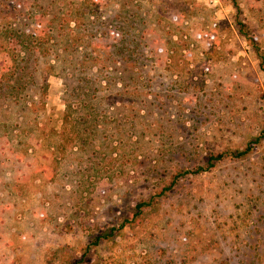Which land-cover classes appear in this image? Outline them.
I'll use <instances>...</instances> for the list:
<instances>
[{"label": "rangeland", "instance_id": "1", "mask_svg": "<svg viewBox=\"0 0 264 264\" xmlns=\"http://www.w3.org/2000/svg\"><path fill=\"white\" fill-rule=\"evenodd\" d=\"M85 2L0 0V264H264V0Z\"/></svg>", "mask_w": 264, "mask_h": 264}, {"label": "trees", "instance_id": "2", "mask_svg": "<svg viewBox=\"0 0 264 264\" xmlns=\"http://www.w3.org/2000/svg\"><path fill=\"white\" fill-rule=\"evenodd\" d=\"M83 1H86L85 3V9H88V13H89V16H92L94 15L92 12L94 11V7L89 4L88 0H83ZM91 5V6H90ZM24 7V6H22ZM34 7V6H33ZM35 12V11H34ZM69 17H67L68 19ZM49 23H52V21H49ZM43 25V22H37L35 24V26L33 28H29L27 30H19L18 28H15L14 26H7L6 25H3L5 26L4 28V34L6 37L5 40L6 42H8L9 44L11 45H14L15 42L13 41H16L17 42V45H15V47L17 46L18 47V50L20 51L21 48L24 49V51L26 52H32V53H35V51H38V48L40 49H43V45L44 43L43 42H34L33 40V37L34 35L37 37V36H40L41 37V33L43 34L42 31L39 32V29L42 27ZM239 30L242 34L251 37L250 39L253 40V36H250V33L248 32L247 30V26L246 24L242 23L239 21ZM18 37H19V40H18ZM126 41H132V40H129L128 38L125 39V41H122V42H126ZM129 43V42H128ZM37 44H39V46H36ZM21 47V48H20ZM120 50V53H122L121 51V48L119 49ZM124 53V52H123ZM26 62H28L31 57H26ZM128 59H131L132 58V63H137V61H139V59L135 58L133 55H129V57H127ZM10 59V58H9ZM32 61H34V59H32ZM21 67L19 66L18 69L19 70H15L16 72L12 74V78L8 81V85H6V91H10V92H14V90H17L21 87V85L24 87L25 85L23 84H20V83H23L24 81V78L26 76H30V75H33L34 72L32 71V69L35 68L34 65L30 66L29 64H25L24 66H22V70L20 69ZM48 82H47V79L43 80V83L41 85V90H40V98L43 99L47 96V93H48ZM260 140V137L257 138L255 140L256 141H259ZM257 143V142H256ZM251 149V146L246 148L245 150H240V151H234V152H230L233 156H237V157H242L244 155H246ZM230 155V154H229ZM225 157V154L223 153H218V154H212L210 155L208 158H207V166H198V168L196 169V171H203V170H207L209 169L210 167H213L218 161H221L223 158ZM163 193V192H162ZM150 204L149 201H144V202H141L140 204L137 205V208L140 209L138 212L132 214L129 218H127V222H133L135 221V219L137 218V216H139V213L141 212V209L144 207V206H148ZM122 227L124 225L121 224ZM110 235V233H106L105 231L104 232H101L100 234H98L96 236V239H95V242H99L100 239H103V238H108Z\"/></svg>", "mask_w": 264, "mask_h": 264}]
</instances>
